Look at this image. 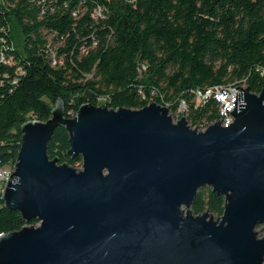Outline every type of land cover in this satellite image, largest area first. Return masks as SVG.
Returning <instances> with one entry per match:
<instances>
[{
	"label": "water",
	"instance_id": "1",
	"mask_svg": "<svg viewBox=\"0 0 264 264\" xmlns=\"http://www.w3.org/2000/svg\"><path fill=\"white\" fill-rule=\"evenodd\" d=\"M235 89L226 127L192 128L156 102L66 116L61 99L24 122L0 199L25 225L0 234V264H264V88ZM57 128L79 167L49 158ZM203 187L224 198L217 219L191 211Z\"/></svg>",
	"mask_w": 264,
	"mask_h": 264
},
{
	"label": "trees",
	"instance_id": "2",
	"mask_svg": "<svg viewBox=\"0 0 264 264\" xmlns=\"http://www.w3.org/2000/svg\"><path fill=\"white\" fill-rule=\"evenodd\" d=\"M232 84L255 94L264 88V0H0V168L16 161L20 126L48 120L58 99L66 116L85 103L140 109L156 102L203 130L225 120L217 102L196 91ZM68 149V132L57 128L49 158L81 165ZM223 205L203 187L191 211L217 219ZM23 225L0 199V234Z\"/></svg>",
	"mask_w": 264,
	"mask_h": 264
},
{
	"label": "built area",
	"instance_id": "3",
	"mask_svg": "<svg viewBox=\"0 0 264 264\" xmlns=\"http://www.w3.org/2000/svg\"><path fill=\"white\" fill-rule=\"evenodd\" d=\"M236 86L233 87H224V86H217L214 88L207 89L205 91H196V97L201 100L205 101L209 98H213L218 104V117H222L223 120H229L232 118L230 111L234 108V101L236 95ZM184 109V106H181ZM13 171V167H7V175H0V195L3 185L6 179L11 175Z\"/></svg>",
	"mask_w": 264,
	"mask_h": 264
},
{
	"label": "rangeland",
	"instance_id": "4",
	"mask_svg": "<svg viewBox=\"0 0 264 264\" xmlns=\"http://www.w3.org/2000/svg\"><path fill=\"white\" fill-rule=\"evenodd\" d=\"M11 31V35H12V40L14 41L15 47H17V49H20L21 46V40H22V35L21 32L13 25L10 28ZM183 109L181 108V106L178 108V113L182 112ZM178 115V114H177ZM175 115V116H177ZM174 120H177L178 118H173ZM223 124H225V121L223 122ZM80 165H76L75 167H79ZM262 228V226H259L257 228V230L259 231ZM263 234V228L259 231V235L262 236Z\"/></svg>",
	"mask_w": 264,
	"mask_h": 264
},
{
	"label": "bare ground",
	"instance_id": "5",
	"mask_svg": "<svg viewBox=\"0 0 264 264\" xmlns=\"http://www.w3.org/2000/svg\"><path fill=\"white\" fill-rule=\"evenodd\" d=\"M233 86H239V87H244V86H241V85H228V86H224V87H233ZM221 122V125L226 127L228 126L231 122H233V116L232 118H230L229 120H226L225 124H223L222 121ZM0 175H7V167H3V168H0ZM2 191V190H1Z\"/></svg>",
	"mask_w": 264,
	"mask_h": 264
}]
</instances>
